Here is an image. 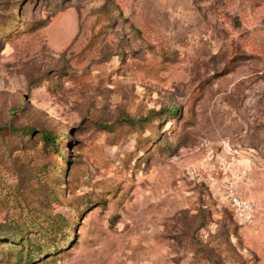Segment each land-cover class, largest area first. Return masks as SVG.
Returning <instances> with one entry per match:
<instances>
[{
    "label": "rangeland",
    "instance_id": "374dc122",
    "mask_svg": "<svg viewBox=\"0 0 264 264\" xmlns=\"http://www.w3.org/2000/svg\"><path fill=\"white\" fill-rule=\"evenodd\" d=\"M0 264H264V0H0Z\"/></svg>",
    "mask_w": 264,
    "mask_h": 264
},
{
    "label": "built area",
    "instance_id": "2783aa9c",
    "mask_svg": "<svg viewBox=\"0 0 264 264\" xmlns=\"http://www.w3.org/2000/svg\"><path fill=\"white\" fill-rule=\"evenodd\" d=\"M229 205L236 211L237 215L245 216L252 211L250 204L243 201L233 191H230L227 195Z\"/></svg>",
    "mask_w": 264,
    "mask_h": 264
},
{
    "label": "trees",
    "instance_id": "16d2710c",
    "mask_svg": "<svg viewBox=\"0 0 264 264\" xmlns=\"http://www.w3.org/2000/svg\"><path fill=\"white\" fill-rule=\"evenodd\" d=\"M174 110H168L167 113L168 115H172L174 114ZM148 121V118H143L142 120H137V121H133V120H128V119H124L123 122L128 124V125H135L137 123H140V122H147ZM43 140L45 142H51L52 144L55 143V140L49 135V134H44V137H43ZM11 239H14V237L12 236ZM39 250V249H38ZM40 251V250H39ZM31 261V260H30Z\"/></svg>",
    "mask_w": 264,
    "mask_h": 264
}]
</instances>
